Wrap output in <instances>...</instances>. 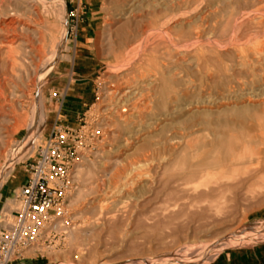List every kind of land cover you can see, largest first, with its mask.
<instances>
[{
	"label": "rangeland",
	"instance_id": "obj_1",
	"mask_svg": "<svg viewBox=\"0 0 264 264\" xmlns=\"http://www.w3.org/2000/svg\"><path fill=\"white\" fill-rule=\"evenodd\" d=\"M262 11L264 0H0V228L13 221L17 192L52 127H70L75 146V189L50 239L10 264H264V156L216 195L194 198L201 179L188 184L195 193L165 184L173 168L165 163L189 134L210 142L203 129L230 130L205 120L264 121V103L237 113L247 99L264 101L253 98L264 92ZM155 66L166 72L163 110L157 82L147 86ZM68 85L72 99L62 97ZM143 101L155 126L137 143L129 137ZM199 152L186 157L196 163Z\"/></svg>",
	"mask_w": 264,
	"mask_h": 264
},
{
	"label": "bare ground",
	"instance_id": "obj_2",
	"mask_svg": "<svg viewBox=\"0 0 264 264\" xmlns=\"http://www.w3.org/2000/svg\"><path fill=\"white\" fill-rule=\"evenodd\" d=\"M256 3V2H255ZM166 6H167V4H166ZM208 7V6H207ZM167 8V7H166ZM262 8V7H261ZM33 9V8H32ZM163 9V8H162ZM255 9V8H254ZM210 10V9H209ZM258 10V9H257ZM262 10V9H261ZM130 12V11H129ZM256 12V11H255ZM258 13H263L264 14V11H262V12H258ZM262 14V15H263ZM187 18V17H186ZM196 18V17H195ZM263 18H264V16H263ZM263 18H262V20H263ZM258 19V18H257ZM175 20H176V18H175ZM254 20V19H253ZM262 20H260V21H262ZM167 21V20H166ZM178 21V20H177ZM184 21V20H183ZM190 21V20H189ZM175 22V21H174ZM255 22V21H254ZM179 23V22H178ZM5 24V23H4ZM175 24V23H174ZM173 24V25H174ZM180 24H181V22H180ZM183 24V23H182ZM252 24H253V22H252ZM178 25V24H177ZM251 25V24H250ZM255 25H259V23H257V24H255ZM264 25V24H263ZM13 26V25H12ZM260 26V25H259ZM172 27V26H171ZM163 29V28H162ZM250 29V28H249ZM252 29H253V27H252ZM255 29V28H254ZM264 30V29H263ZM162 31V30H161ZM255 31V30H254ZM212 32V31H211ZM251 32V31H250ZM249 32V33H250ZM257 32V31H256ZM166 33V32H165ZM246 33V32H245ZM255 33V32H254ZM258 33V32H257ZM256 33V34H257ZM167 34H169V33H167ZM167 34H166V36H167ZM159 36V35H158ZM204 36V35H203ZM246 36V35H245ZM253 36V35H252ZM234 38V37H233ZM11 39V38H10ZM206 39V38H205ZM209 39V38H208ZM246 39V38H245ZM61 41V40H60ZM262 42V41H261ZM6 44V45H10V42L9 41H7V40H4L3 42H2V44ZM25 43V42H24ZM263 43H264V41H263ZM3 44V45H4ZM58 47H61V43L59 42V44H58V46H57V48ZM195 47V46H194ZM260 47V46H259ZM261 49V48H260ZM56 50H59V49H56ZM153 50H155V46H151L150 48H149V54H151L152 52H153ZM236 51V50H235ZM241 51H243V50H241ZM256 51V50H255ZM262 51H263V48H262ZM221 52V51H220ZM260 52V51H259ZM56 53H57V51H53L51 54L53 55V56H55L56 55ZM246 53H247V51H246ZM248 54V53H247ZM249 55H251V54H249ZM252 55H254V54H252ZM256 55V54H255ZM261 55H264V54H261ZM138 57V56H137ZM141 57V56H140ZM148 57H149V55H148ZM154 57V56H153ZM152 57V58H153ZM236 57V56H235ZM249 57V56H248ZM251 57V56H250ZM255 57V56H254ZM259 57H260V54H259ZM263 57V56H262ZM156 58V57H155ZM244 58V57H243ZM246 58V57H245ZM251 58H253V57H251ZM250 58V59H251ZM256 58H257V56H256ZM261 58V57H260ZM154 59V58H153ZM249 59V60H250ZM148 60V59H147ZM244 60V59H243ZM137 61V60H136ZM149 62L148 63H150L152 66L154 65V63H153V60H148ZM248 61V60H247ZM247 61H245V62H247ZM259 61H261V60H259ZM263 61V60H262ZM251 62V61H250ZM143 63V62H142ZM258 63H260V62H258ZM257 63V64H258ZM264 63V62H263ZM262 63V64H263ZM177 64V63H176ZM248 64V63H247ZM256 64V65H257ZM261 64V63H260ZM249 65H250V63H249ZM248 65V66H249ZM259 65V64H258ZM257 65V66H258ZM157 66V65H156ZM155 66V70L156 71H154V72H156L157 73V75L158 76H155L154 74H152L151 75V79H150V81H149V83L147 84L142 78V80L147 84V86L149 85L150 86V84L152 83V82H157V87H158V92H159V96H158V101L159 102H157V103H159L160 104V108L163 110L164 108V105H165V102L167 101H165V99H166V97H165V70L163 69V68H161V67H156ZM179 66V65H178ZM177 66V67H178ZM253 66H255V65H253ZM262 66V65H261ZM172 68H173V66H171ZM259 67V66H258ZM171 68V69H172ZM176 68V67H175ZM174 68V69H175ZM174 69H173V71H174ZM251 69V68H250ZM255 69V68H254ZM263 69V68H262ZM247 71H249V70H247ZM263 71V70H262ZM261 71V72H262ZM152 72V71H151ZM175 72V71H174ZM256 72V71H255ZM260 72V73H261ZM149 73H150V71H149ZM177 73V72H176ZM263 73V72H262ZM250 74H252L251 72H250ZM256 73H253L252 74V76L253 75H255ZM176 75V74H175ZM258 75V74H257ZM168 76V75H167ZM170 76H171V74H170ZM177 76V75H176ZM176 76H174V78L173 79H175L176 78ZM256 76V75H255ZM254 76V77H255ZM262 76V75H261ZM173 77V76H172ZM144 78V77H143ZM147 78H149V77H147ZM178 78H179V76H178ZM177 79V78H176ZM220 79V78H219ZM222 79V78H221ZM39 80V79H38ZM141 80V81H142ZM172 80V79H171ZM139 81V80H138ZM138 81H136V82H138ZM143 81H142V83H143ZM147 81V82H148ZM175 81H178L179 82V80H175ZM181 81V80H180ZM208 82V81H207ZM153 84V83H152ZM155 84V83H154ZM225 84H226V82H225ZM141 85V84H140ZM140 85H138V86H140ZM145 85V84H144ZM156 85V84H155ZM173 85V84H172ZM180 85V84H179ZM209 85V84H208ZM130 86V85H129ZM137 86V87H138ZM142 86V85H141ZM146 86V87H147ZM148 86V87H149ZM178 86V85H177ZM176 86V87H177ZM133 87V86H132ZM145 87V86H144ZM156 87V86H155ZM180 87V86H179ZM126 88V87H125ZM127 88H129L128 86H127ZM131 88V87H130ZM135 89H136V87H134ZM140 88V87H139ZM262 88V87H261ZM167 89H170V88H168V86H167ZM173 89L175 90V88L173 87ZM181 89V88H180ZM260 89V88H259ZM117 90H119V89H117ZM149 90V89H148ZM136 92H137V90H135ZM142 91V90H141ZM145 91H147V89L145 90ZM177 91V90H176ZM175 91V92H176ZM181 91H182V89H181ZM260 91V90H259ZM123 92V91H122ZM129 92V91H128ZM144 92V91H143ZM152 92V94H153V91H151ZM171 92V91H170ZM178 92H180L179 90L177 91V93ZM251 92V91H250ZM255 92V91H254ZM139 93H140V91H139ZM142 93V92H141ZM140 93V94H141ZM149 93V92H148ZM147 93V94H148ZM181 93V92H180ZM258 93V92H257ZM118 94H120V93H118ZM117 94V95H118ZM125 94V93H124ZM132 94V93H131ZM138 94V93H137ZM147 94H144V96L145 95H147ZM167 94H169V93H167ZM175 94V93H174ZM264 94V92L261 94H258V95H255V96H253V98L255 99H257V98H259V97H261L262 95ZM122 95V94H121ZM128 95V94H127ZM126 95V96H127ZM150 95V94H149ZM173 95V94H172ZM172 95L171 96H168V97H172ZM177 95V94H176ZM179 95V94H178ZM177 95V96H178ZM245 95V94H244ZM243 95V96H244ZM129 96V95H128ZM127 96V97H128ZM139 96V95H138ZM152 96V95H151ZM222 96V95H221ZM242 96V97H243ZM252 96V95H251ZM115 97V96H114ZM126 97V98H127ZM143 97V96H142ZM154 97V96H153ZM175 97V96H174ZM173 97V98H174ZM181 97V96H180ZM246 97V96H245ZM244 97V98H245ZM2 98V97H1ZM5 98V97H4ZM117 98V97H116ZM123 98V97H122ZM146 98H148V95H147V97H145V99ZM151 98V97H150ZM114 99V98H113ZM119 99H121V98H119ZM157 99V98H156ZM171 99V98H170ZM169 99V100H170ZM240 99H243V98H240ZM245 99H247V98H245ZM0 100H2V99H0ZM147 100V99H146ZM145 100V101H146ZM151 100V99H150ZM155 100V99H154ZM171 100H173V99H171ZM178 100V99H177ZM258 100V99H257ZM259 100H260V98H259ZM20 101V100H19ZM41 101V100H40ZM126 101V100H125ZM176 101V100H175ZM175 101H174V104H175ZM179 101H182V100H179ZM188 101V100H187ZM114 102V101H113ZM120 102V101H119ZM123 102V101H122ZM140 102H142V101H140ZM147 103H148V100L146 101ZM170 102V101H169ZM225 102V101H224ZM240 102V101H239ZM238 102V103H239ZM244 103H245V101H243ZM260 102V101H259ZM5 103H6V101H5ZM121 103V102H120ZM132 103V102H131ZM131 103H129V104H131ZM143 103H144V101H143ZM147 103H144L143 105H141L142 107H134V109L136 110H134L137 114V121L136 122H134L135 123V126H133L132 127V130H130V131H132L131 132V134H130V137L129 138H131L133 141H135V142H137L138 143V141H140V138L142 137V133H144L147 129H149L150 128V126L152 127V125H154L155 126V124H152L151 125V123L150 122H147L146 121V119H145V117L148 115V114H151V113H148V104ZM178 103V102H177ZM176 103V104H177ZM200 103V102H199ZM250 103H255V102H253V101H251V100H248L247 99V101H246V104H244V105H241L242 107L240 108V109H238V111H237V113H239V114H241V112L240 111H246L247 113H250V112H254V111H258L257 109H258V107H259V105L261 104H263L264 103V101H261L260 103H258V105L256 104V105H254V104H250ZM2 104H4V102H2ZM117 104V103H116ZM124 104V103H123ZM139 104V103H138ZM156 104V103H155ZM167 104V103H166ZM170 104V103H169ZM173 104V105H174ZM179 104V103H178ZM193 104V103H192ZM210 104V103H209ZM134 105V104H133ZM137 105V104H136ZM140 105V104H139ZM187 105V104H186ZM7 106H9V105H7ZM6 106V107H7ZM129 106V105H128ZM132 106V105H131ZM167 106V105H166ZM172 106V105H171ZM176 106V105H175ZM185 106V105H184ZM190 106V105H189ZM189 106H188V108H189ZM191 106H193V105H191ZM223 106H225V105H223ZM236 106V105H235ZM122 107V106H121ZM120 107V110L122 109ZM168 107V106H167ZM173 107V106H172ZM171 107V108H172ZM186 107V106H185ZM184 107V108H185ZM226 107V106H225ZM176 108V107H175ZM175 108H173V109H175ZM188 108H186L187 109V111H189L188 110ZM223 108V107H222ZM228 108V107H227ZM176 109H178V108H176ZM181 109H183V107H181L180 108V111H181ZM216 109V108H215ZM226 109V108H225ZM225 109H223V110H225ZM5 110H7V108L5 109ZM119 110V109H118ZM126 110V109H125ZM128 110V109H127ZM179 110V109H178ZM178 110H176V111H178ZM220 110V109H219ZM8 111V110H7ZM38 111V110H37ZM133 111V112H134ZM173 111V110H172ZM204 111H206V110H204ZM36 112V111H35ZM119 112V111H118ZM122 112V111H121ZM125 112V111H124ZM131 112H132V110H131ZM157 112V111H156ZM155 112V113H156ZM161 113L162 111H160V109H159V111H158V113ZM191 112V111H190ZM129 113V112H128ZM155 113H153L152 115L154 116V114ZM174 114L176 113L175 111L173 112ZM194 113V112H193ZM192 113V114H193ZM3 114H6V113H3ZM122 114V113H121ZM125 114V113H124ZM134 114V113H133ZM165 114V113H164ZM169 114H171V113H169ZM178 114H180V112L178 113ZM178 114H176V115H178ZM190 114V113H189ZM243 114V113H242ZM116 115V114H115ZM115 115H114V118H115ZM120 115V114H119ZM119 115H117L116 117H118ZM123 115V114H122ZM163 115V114H162ZM162 115H159V117L157 118V114H156V119L155 120H158V121H156L157 123L159 122V124H162ZM124 116V115H123ZM131 116H133V115H130L129 117H131ZM192 116V115H191ZM5 117H7V116H5ZM8 117H10V115L8 116ZM113 117V116H112ZM111 117V118H112ZM128 117V116H127ZM136 117V116H135ZM150 117V116H149ZM14 118V117H13ZM113 118V119H114ZM120 118V116L117 118V119H119ZM132 118V117H131ZM151 118H152V116H151ZM155 118V117H154ZM153 118V119H154ZM168 118V117H167ZM106 119V118H105ZM124 119V118H123ZM133 119H134V117H133ZM136 119V118H135ZM124 120H128V118H125ZM151 120V119H150ZM214 120V119H213ZM208 121V122H206V120H205V123L206 124H208V125H211V126H214V125H217V126H219V125H227L226 126V128H228V126L230 127V130L228 129H226L227 131L225 132H223V130L222 129H220L219 131H216V132H213V133H209L206 129H203L202 130V132H203V134L204 135H206V136H210V139H211V141L210 142H205V141H200L199 140V132H193V133H191V134H189V136H188V139L184 142V144H183V146L181 147V149L179 150V152H177V154L175 155L174 154V160H173V162H171V163H168V161H169V159H168V161H166L167 163H165V165L167 164V168H169V170H170V167H173V168H171V173L169 174L170 176V178H168L167 180H165V184H167V185H171L170 183H172V184H175V185H177V186H181V188H183L182 186L183 185H186V187H187V185L188 184H190V183H197L196 181H198L199 179H201V181H199L198 182V184H195L196 186L198 185V187L200 186H202L203 188H204V190H199V192H197V193H195L196 191H195V189H196V186L194 187V188H191L189 185V187L190 188H188V189H193V191H194V198H196V197H202V196H208V195H213V194H215L216 192H218V190L223 186V185H232L233 184V181L235 180L234 178H235V176L242 170L243 171V169H248L249 168V166L250 165H252V164H254V163H258V162H260L259 160L261 159V158H263V156H264V121H261V120H259V121H257L256 123H247L246 125L245 124H238L237 123V119L235 118V119H224V120H215V121ZM114 121V120H113ZM238 121H240V120H238ZM106 122V121H105ZM125 122V121H124ZM127 122V121H126ZM133 122V120H131V122L130 123H132ZM138 122V123H137ZM177 122V121H176ZM204 122V121H203ZM23 123V122H22ZM119 122L117 121V124H118ZM38 124V123H37ZM124 124V123H123ZM133 124V123H132ZM200 124V123H199ZM122 124H121V122H120V125L119 126H121ZM134 125V124H133ZM124 126V125H123ZM125 126H127L128 127V124L127 125H125ZM124 126V127H125ZM129 126H131V125H129ZM153 126V127H154ZM159 126V125H158ZM225 126H223L224 128H225ZM32 127H33V125H32ZM126 127V128H127ZM125 128V129H126ZM205 128V127H204ZM216 128V127H215ZM223 128V129H224ZM32 129V128H31ZM113 129V128H112ZM129 129H131L130 127H129ZM217 129H218V127H217ZM158 130H159V128H158ZM209 130V129H208ZM213 130V129H212ZM222 130V131H221ZM106 131H107V129H106ZM111 130H109V132H110ZM209 131H211V130H209ZM31 132V131H30ZM149 132V131H148ZM159 132H161V131H159ZM179 132V131H178ZM103 133H105V132H103ZM112 133V132H111ZM119 133V132H118ZM180 133V132H179ZM114 135H115V133H113ZM148 134V133H147ZM147 134H144V135H147ZM128 135H129V133H128ZM106 136V135H105ZM126 136V135H125ZM177 136V135H176ZM179 137H180V134L178 135ZM118 137H119V135H118ZM120 137H121V135H120ZM174 137V136H173ZM110 138V137H109ZM123 138H126V137H124L123 136ZM144 138V137H143ZM142 138V139H143ZM177 138V137H176ZM186 138V137H185ZM29 139V138H28ZM126 140H127V138H126ZM125 140V141H126ZM178 140V139H177ZM183 140H184V136H183ZM124 141V140H123ZM129 141V140H128ZM131 141V140H130ZM129 141V142H130ZM175 141V140H174ZM135 142H132V143H135ZM142 142V141H141ZM178 142V141H177ZM180 142V141H179ZM178 142V143H179ZM128 142L126 141V143H125V145L127 144ZM177 143V144H178ZM170 144V143H169ZM181 144V142H180V144L179 145H177L176 146V149L177 148H179L180 147V145H182ZM124 145V146H125ZM133 145V144H132ZM172 145H175V142H174V144H172ZM126 146H128V144L126 145ZM129 146H131V144L129 145ZM169 146V145H168ZM179 146V147H178ZM132 147V146H131ZM125 148V147H124ZM127 148V147H126ZM172 148V147H171ZM170 148V149H171ZM38 149V148H37ZM172 150H174V149H172ZM178 150V149H177ZM191 150H197V152H199L198 150H201L200 152H199V154L197 155V161H196V163L195 162H193V161H191V159L190 158H188V157H186V155L188 154V152L189 151H191ZM170 151V150H169ZM98 152V151H97ZM176 152V151H175ZM173 153V151L171 152V154ZM98 154V153H97ZM168 155H170L169 153H168ZM167 155V156H168ZM172 157V156H171ZM13 158V157H12ZM168 158H169V156H168ZM97 159V158H96ZM104 159V158H103ZM167 159V158H166ZM263 160V159H262ZM261 160V161H262ZM11 162V161H10ZM92 163L93 162H91V165H92ZM117 163V162H116ZM100 164V163H99ZM9 165V164H8ZM95 166V165H94ZM179 166V167H178ZM165 168H166V166H165ZM176 169V170H174L173 171V169ZM179 168V169H178ZM178 169V170H177ZM247 171V170H246ZM243 174H244V171L242 172ZM1 174V173H0ZM3 174V173H2ZM204 174H205V177H204ZM140 175V174H139ZM136 176V175H135ZM238 176V175H237ZM240 176V175H239ZM238 176V177H239ZM1 177V176H0ZM134 177V176H133ZM139 178V177H138ZM140 178H141V176H140ZM139 178V179H140ZM198 178V179H197ZM240 178V177H239ZM137 179V178H136ZM237 179V178H236ZM132 180V179H131ZM135 180V179H134ZM138 180V179H137ZM139 181V180H138ZM141 179H140V183H141ZM169 183V184H168ZM135 185H137V184H135ZM139 185V184H138ZM191 185V184H190ZM193 186V185H192ZM202 188V189H203ZM184 189H185V187H184ZM183 189V190H184ZM182 191V190H181ZM184 191H187V189L186 190H184ZM173 192H175V191H173ZM188 192V191H187ZM186 192V193H187ZM185 193V194H186ZM170 194V193H169ZM173 194V193H172ZM217 194V193H216ZM215 194V195H216ZM176 195V197H178L177 195L178 194H175ZM76 196V195H75ZM171 196V195H170ZM173 196V195H172ZM193 197V196H192ZM4 223V224H3ZM3 227L4 228H9L10 226H11V224H12V222H9V221H3ZM70 229V228H69ZM74 233L72 232V231H69V233H68V236H69V238H73L74 237V235H73ZM230 240H233V243H235V242H238V237H233V236H231L230 237ZM229 240V241H230ZM249 240V239H248ZM228 241H226V243H227ZM231 242V241H230ZM222 243V242H221ZM223 243H225V242H223ZM225 243V244H226ZM224 244V245H225ZM228 244V243H227ZM222 246V245H221ZM202 247V246H201ZM204 248H206V246L204 247ZM199 251V250H198ZM200 253V252H199ZM206 258V257H205ZM152 259H155V258H152ZM200 259V258H199ZM141 263V261H137L136 259H134V260H132V261H128L127 262V264H140ZM97 264H109L108 262H106V261H101V262H99V263H97Z\"/></svg>",
	"mask_w": 264,
	"mask_h": 264
},
{
	"label": "built area",
	"instance_id": "obj_3",
	"mask_svg": "<svg viewBox=\"0 0 264 264\" xmlns=\"http://www.w3.org/2000/svg\"><path fill=\"white\" fill-rule=\"evenodd\" d=\"M74 133L55 124L37 149L28 179L18 192L19 206L9 228H0V264H10L39 241L50 239L74 190Z\"/></svg>",
	"mask_w": 264,
	"mask_h": 264
},
{
	"label": "crops",
	"instance_id": "obj_4",
	"mask_svg": "<svg viewBox=\"0 0 264 264\" xmlns=\"http://www.w3.org/2000/svg\"><path fill=\"white\" fill-rule=\"evenodd\" d=\"M74 91L69 89V85L66 88L65 94L62 96L63 98L72 99L74 97Z\"/></svg>",
	"mask_w": 264,
	"mask_h": 264
}]
</instances>
